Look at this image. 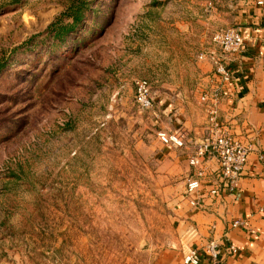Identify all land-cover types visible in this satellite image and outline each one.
Here are the masks:
<instances>
[{
  "label": "rangeland",
  "instance_id": "rangeland-1",
  "mask_svg": "<svg viewBox=\"0 0 264 264\" xmlns=\"http://www.w3.org/2000/svg\"><path fill=\"white\" fill-rule=\"evenodd\" d=\"M210 1L0 0V264H160L180 187L157 133L228 27Z\"/></svg>",
  "mask_w": 264,
  "mask_h": 264
},
{
  "label": "crops",
  "instance_id": "crops-1",
  "mask_svg": "<svg viewBox=\"0 0 264 264\" xmlns=\"http://www.w3.org/2000/svg\"><path fill=\"white\" fill-rule=\"evenodd\" d=\"M255 1L215 0L210 12L217 24L237 28L245 42V48L232 57L233 81L223 87L218 105L219 117L228 125L230 133L252 148L235 193L210 194L218 168L213 158L205 163V176L199 190L191 194L186 192L187 183L196 178L187 159L206 135L205 115L199 98L204 91L210 92L215 84L211 64L199 61L197 55L200 53H192L194 76L197 77L190 87L193 92L184 93V86L178 84L173 88L174 94L167 97L170 125L166 131L183 137L185 147L172 150V176L179 180L175 187H180L170 198L177 229L169 248L160 254V264H183L189 251L198 253L199 264H212L205 252L210 243L219 252V264H264V158L260 159V154L264 153V51L261 46L264 8L257 7ZM187 33L186 27L184 35ZM204 48V52L212 50L209 40ZM191 202L199 204L195 207ZM235 221H242L243 226L233 228L231 224ZM230 245L236 249L233 254L228 252Z\"/></svg>",
  "mask_w": 264,
  "mask_h": 264
},
{
  "label": "built area",
  "instance_id": "built-area-1",
  "mask_svg": "<svg viewBox=\"0 0 264 264\" xmlns=\"http://www.w3.org/2000/svg\"><path fill=\"white\" fill-rule=\"evenodd\" d=\"M257 7L264 8V0H256ZM213 3H207L205 11L210 13L213 10ZM210 44L212 50L200 53L199 61H208L212 66V76L215 84L211 91L201 93L199 103L203 107L206 117L205 137L194 147L188 157V165L195 170L196 178L189 181L186 186L188 194L194 193L201 187V180L205 176V163L208 158L216 160L218 168L214 173L215 184L210 190L213 196L231 195L238 188V181L242 177L252 151L251 145L242 142L239 138L230 133L228 125L223 122L218 113V105L224 92V86L233 81V71L230 68L232 57H235L245 48L244 39L235 27H225L211 33ZM264 51V41L262 42ZM134 103L141 111L150 110L153 107L151 99V88L146 80H138L134 83ZM159 142L166 148H183L184 139L175 132H158ZM260 154V159L264 158ZM199 202H191L197 207ZM233 228L243 226L242 221H235L231 224ZM205 252L212 264H219L218 250L213 243L205 247ZM229 253H235L236 249L230 245ZM201 261L196 251L185 255L184 264H199Z\"/></svg>",
  "mask_w": 264,
  "mask_h": 264
},
{
  "label": "trees",
  "instance_id": "trees-1",
  "mask_svg": "<svg viewBox=\"0 0 264 264\" xmlns=\"http://www.w3.org/2000/svg\"><path fill=\"white\" fill-rule=\"evenodd\" d=\"M72 17V24L69 25L67 28L65 29H59V31L55 34V36L58 38H62L63 34L67 35L68 33H71L74 28L81 22L82 20V14H80V12L75 11L74 13H72L71 15Z\"/></svg>",
  "mask_w": 264,
  "mask_h": 264
}]
</instances>
